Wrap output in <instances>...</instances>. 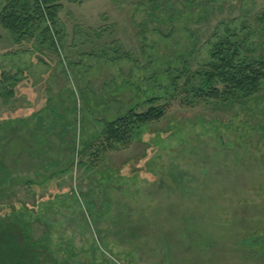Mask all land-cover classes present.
Segmentation results:
<instances>
[{
  "label": "rangeland",
  "instance_id": "374dc122",
  "mask_svg": "<svg viewBox=\"0 0 264 264\" xmlns=\"http://www.w3.org/2000/svg\"><path fill=\"white\" fill-rule=\"evenodd\" d=\"M57 5L54 46L0 23L20 79L0 95V264H264V88L247 107L182 100L219 36L264 53V0ZM148 100L165 115L94 154Z\"/></svg>",
  "mask_w": 264,
  "mask_h": 264
},
{
  "label": "trees",
  "instance_id": "16d2710c",
  "mask_svg": "<svg viewBox=\"0 0 264 264\" xmlns=\"http://www.w3.org/2000/svg\"><path fill=\"white\" fill-rule=\"evenodd\" d=\"M58 1L5 0L0 12V23L16 40L31 36L38 43L52 46L51 30L47 24H42L46 17L53 21ZM254 52V49L247 48L242 39L219 36L209 53L208 62L199 71H195L199 76L196 86L184 84V103L194 105L205 101L212 103L215 108L219 106L231 109L237 104L247 107L264 88V53ZM181 76L172 80L175 87ZM18 81L20 79L17 73L10 74L0 70V95H12ZM149 103L150 107L146 111L136 112L132 109L126 115L104 122L101 134L95 137L101 147H97L94 154L128 147L144 126L165 115L164 103L156 104L154 100ZM93 141L92 139L91 142Z\"/></svg>",
  "mask_w": 264,
  "mask_h": 264
}]
</instances>
